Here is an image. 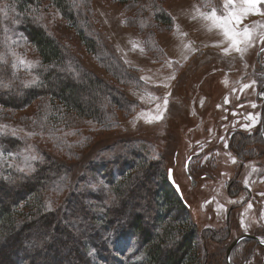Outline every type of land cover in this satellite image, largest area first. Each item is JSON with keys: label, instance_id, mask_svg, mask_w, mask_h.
Listing matches in <instances>:
<instances>
[{"label": "trees", "instance_id": "obj_1", "mask_svg": "<svg viewBox=\"0 0 264 264\" xmlns=\"http://www.w3.org/2000/svg\"><path fill=\"white\" fill-rule=\"evenodd\" d=\"M116 1L126 8L125 25L142 35L146 53L159 63L165 62L167 56L157 34L171 32L174 21L164 0ZM193 1L207 10L221 6V0ZM47 4L75 30L86 51L110 73L111 81L99 76L56 39L45 23L49 17ZM91 9L90 0H0V46L12 38L14 41L7 43L18 55L23 51L14 49L16 42H27L37 52L39 62L31 77H39L42 82L39 86H25L31 77L22 70L15 53L6 62L0 61V84L8 85L0 86V107L17 111L42 100L36 104L35 121L26 117L23 127L36 136L47 133L63 144L60 150L50 152L31 144L28 137L13 133V129L0 130V152L16 154L13 162L0 167V264H16L9 249L15 242L20 248L30 244L35 252L44 254L57 249L47 243L50 238L52 242L60 239L54 235L57 224H63L61 229L72 242H79L80 238L86 243L83 247L66 245L68 253L58 254L59 258L73 255L77 260L74 264H208L203 233L213 229H199L190 213L191 206L184 195L179 196L168 179L169 168L165 169L169 151L173 154L176 149L171 145L173 140L169 151L166 147L164 152H157L155 136L150 132L147 137L121 138L108 145L99 137L102 132L120 127V114L128 118L144 107L129 90L151 91L154 87L141 79L140 69L129 66L106 34L95 27ZM13 63L17 64L15 69ZM10 79L14 81L12 85L8 83ZM12 93L19 95L23 106H16L9 98ZM173 134L172 131L170 136ZM236 135H231L230 145L242 160L248 155L246 140L238 134L241 137L234 145ZM70 138H77L82 146L68 144ZM260 139L264 143L263 136ZM89 146L92 147L85 154ZM25 148L32 152L22 154L20 151ZM64 150L67 153L61 152ZM32 156L40 157L31 162L22 160ZM22 161L31 168L21 167ZM95 175L105 178L118 196L111 204L103 202L104 191L95 194L92 189L81 187L88 185L92 177L96 179ZM149 182L153 183L152 188ZM140 189L151 195L152 203L128 205L130 195ZM66 190L64 199L52 204L54 196ZM93 199H99L100 204ZM142 211L151 215L144 217ZM132 240L136 243L134 251L126 255ZM199 241L201 254L196 255ZM254 241L257 242L251 238L242 240ZM257 245L264 250V246L258 242ZM226 249L227 246L222 249L223 264ZM92 251L96 259L92 258ZM36 264L54 262L43 260Z\"/></svg>", "mask_w": 264, "mask_h": 264}, {"label": "rangeland", "instance_id": "obj_2", "mask_svg": "<svg viewBox=\"0 0 264 264\" xmlns=\"http://www.w3.org/2000/svg\"><path fill=\"white\" fill-rule=\"evenodd\" d=\"M90 1L95 27L106 34L123 60L127 61L129 66L140 69L139 74L146 78L143 80L154 87L151 91L129 90L131 96L139 99L144 107L128 118L120 114V127L99 135L103 138L104 145L121 138L147 137L150 132L156 138L154 141L157 152H164L166 147L169 151L170 141L173 140L171 145L176 149L173 154L169 151V162L166 163L165 169H174V178L191 206L190 213L199 229H213L208 234L203 233L206 238L205 249L210 259L208 264H223L222 249L243 234H255L264 240V143L260 139L264 117V89H262L264 71L260 69L261 67L264 69V51L258 57V52L264 48V42L260 39L264 29H254L252 46L248 47L243 56L234 50L225 54L222 49L228 46L229 40L224 37L222 29L214 26L211 21L204 19L197 12V8L205 13L211 10L204 9L193 0H164V7L172 17H175L171 32L157 34L159 43L166 53V61H172L171 67H168L166 61L159 63L147 54L143 47L142 35L134 28L125 25L126 8L122 4L116 0ZM223 5L224 0H221V6L215 7L217 15L222 14ZM235 7L237 10H243L247 5L243 0H236ZM259 7L264 11V5ZM47 8L49 17L45 19V23L56 39L79 55L84 64L99 76L111 81L113 78L110 73L106 72L94 56L86 51L68 22L49 4ZM255 23L264 24V15L249 14L242 18L237 28L242 30L245 25L251 27ZM8 41L13 42L14 39H5L0 46V57L3 58L0 61L3 63L16 52L9 47ZM133 43L138 44L139 47L133 49ZM243 46L241 44V47ZM18 48L23 51L18 55L15 53L18 61L22 58L33 64L37 62L38 54L27 42H16L14 49ZM141 48L143 51L140 50ZM35 66L37 65L29 68L21 65V68L30 78ZM24 72L23 74L26 75ZM171 76L175 78L169 79ZM32 79L33 77L30 78ZM253 81L255 84L252 83ZM13 82L10 79L8 83L12 85ZM246 84L249 87L245 88ZM18 96L17 93H12L9 98H12L16 106H23ZM165 97L168 100L166 107ZM41 101L38 99L28 107L17 111L10 109L6 112L0 107V126H7L0 130L14 129L15 134L28 137L33 145H39L50 152L60 150L63 146L60 140L51 139L47 133L41 132L39 136L35 134L30 136L28 133L31 132H27L23 127L26 117L35 121L38 110L36 104L40 105ZM157 105H160L159 109ZM161 114V119H154ZM157 124L159 127H156ZM172 131L174 134L170 136ZM235 133L237 135L232 140L235 141L234 145L241 136L246 140L244 144L248 155L242 160L230 145V137ZM67 142L82 146L77 138L67 139ZM91 147H87L84 153L88 154ZM54 151L52 154L56 153ZM20 152L25 154L32 152V149L25 148ZM61 152L67 153L65 150ZM14 155L9 152L3 153L0 167L5 163L13 162ZM191 158L189 170L193 179L197 181L196 184H192L185 172L186 162ZM22 160L32 161L30 157ZM23 161L21 167L30 169L28 165L23 164ZM202 174H210L212 178H202ZM95 176L96 179L92 177L88 185L84 184L81 187L92 189L91 192L95 194L97 191H104L101 194L106 196L103 202L106 205L111 204L118 196L113 193L111 184L105 178ZM152 182L148 183L150 188L153 187ZM66 192L67 190L59 196H54L52 204L64 199ZM128 199L127 203L130 206L152 203L151 195L141 189L133 192ZM91 201L100 204L99 199ZM141 213L144 217L151 215L149 211L148 214L143 211ZM62 226L63 224H57L54 229V235L60 239L53 242L51 238L47 240V243H52L57 249H51L45 254L42 251L35 252L30 244H24L23 248H20L16 242L12 244L9 249L13 251L12 258L16 264H36L43 260H52L54 264L77 262L73 255L59 258L58 254L68 253L65 247L70 244L83 247L86 243L80 238L79 242H72L61 229ZM135 245V241L132 240L126 255L134 251ZM201 246L199 241L195 248L196 255L201 254ZM236 246L234 255L231 254L234 257V260L231 257L232 264H264V250L259 248L257 242L240 241ZM93 257L96 259L94 251H92ZM99 264L104 263L100 261Z\"/></svg>", "mask_w": 264, "mask_h": 264}, {"label": "snow or ice", "instance_id": "obj_3", "mask_svg": "<svg viewBox=\"0 0 264 264\" xmlns=\"http://www.w3.org/2000/svg\"><path fill=\"white\" fill-rule=\"evenodd\" d=\"M236 0H224L223 5V12L220 15H217V9L215 7L211 8L210 12H200V9L197 8V12L204 17V19L209 20L213 23L214 26L219 27L223 31L224 37L229 40V44L227 47H224L222 51L225 54H228L230 51H235L237 53H240L241 56L244 55V53L247 51L248 47L252 46V40H253V31L255 28H261L264 29V24L255 23L251 27L248 25H245L242 30L238 29L237 26L241 23V20L243 17L249 15V14H259L264 15V11L261 10L260 5H264V0H243V3L247 5L246 8L243 10H237L235 7ZM159 10V9H158ZM195 18V17H193ZM173 21H175V17L171 18ZM143 26V25H142ZM179 26L177 25V28ZM182 35H186V33H181ZM261 41L264 42V34L260 37ZM241 44L244 46L241 47ZM189 45H186L188 47ZM219 46V45H215ZM139 47L138 44L133 43V49ZM143 51V48L140 49ZM264 51V49H262ZM14 54V53H13ZM15 55V54H14ZM187 58V57H185ZM3 58L0 57V60ZM127 63V61H125ZM21 65H26L27 67L31 68L34 65H38L39 62H27L24 59H19L18 61ZM166 66L171 67L172 61H166ZM13 69L17 67L16 63H13L12 65ZM15 74V73H14ZM174 76L169 77V79H174ZM141 79H146L145 77H141ZM42 82L40 81L39 77H33L32 80L25 82L26 87L31 86H39ZM255 84V81L252 82ZM0 86L7 87L8 85H2ZM167 87V85H165ZM245 88L249 87V85H244ZM168 100L167 97L164 98V105L167 106ZM160 108V105H157V109ZM162 118L161 115H157L154 117V119L159 120ZM7 126H0V128H6ZM15 130L13 129V133ZM0 134H3V132H0ZM35 133H28V135H34ZM0 157H2V153H0ZM39 157L32 156L30 157V160H37ZM207 159V158H206ZM233 162H235L233 158ZM29 168H31V165H28ZM19 171H24L23 168L18 169ZM34 170V169H33ZM255 171V169H253ZM171 172V170H170ZM247 183V181H246ZM50 209V205L47 206ZM247 230V228H245ZM261 243H264V240L261 241Z\"/></svg>", "mask_w": 264, "mask_h": 264}, {"label": "water", "instance_id": "obj_4", "mask_svg": "<svg viewBox=\"0 0 264 264\" xmlns=\"http://www.w3.org/2000/svg\"><path fill=\"white\" fill-rule=\"evenodd\" d=\"M264 49V48H262ZM262 49H260V51L258 52V57H260L261 53L263 52ZM258 62H260V60L258 59ZM261 66V65H260ZM262 69V67H261ZM263 103H264V99H263ZM262 136L264 138V117H263V124H262ZM188 163L189 160L186 162V173L188 174L189 178L191 179L192 184H195V181L193 179V177L190 175L189 169H188ZM171 170V172H170ZM168 179L170 181V183L174 186V188L177 190L179 196L182 198L183 194H182V190L180 185L176 182L175 178H174V169L173 168H169L168 170ZM247 238H252L254 240H256L261 246H264V243H261V239L257 236H254L252 234H243L239 237H237L236 239H234L230 245L227 247L226 249V264H232L231 263V254L233 249L235 248V246L242 241L243 239H247Z\"/></svg>", "mask_w": 264, "mask_h": 264}, {"label": "flooded vegetation", "instance_id": "obj_5", "mask_svg": "<svg viewBox=\"0 0 264 264\" xmlns=\"http://www.w3.org/2000/svg\"><path fill=\"white\" fill-rule=\"evenodd\" d=\"M261 71H264V69H260ZM263 86H264V84H263ZM262 89H264V87L262 88ZM264 107V106H263ZM230 137V136H229ZM192 160V158L191 159H189V163H188V169H189V164H190V161ZM185 172H186V167H185ZM189 172H190V170H189ZM191 175V174H190ZM212 178V176H210V174H202V178ZM195 181V180H194ZM177 182V181H176ZM196 182L197 181H195V184H196ZM178 183V182H177ZM252 235H254V236H257V235H255V234H252ZM257 237H259V236H257ZM252 239V238H251ZM254 240V239H253Z\"/></svg>", "mask_w": 264, "mask_h": 264}]
</instances>
